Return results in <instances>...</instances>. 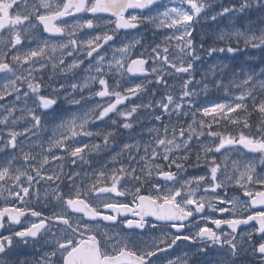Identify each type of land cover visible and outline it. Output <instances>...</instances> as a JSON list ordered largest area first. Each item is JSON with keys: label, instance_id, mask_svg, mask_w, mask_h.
Listing matches in <instances>:
<instances>
[{"label": "snow or ice", "instance_id": "obj_1", "mask_svg": "<svg viewBox=\"0 0 264 264\" xmlns=\"http://www.w3.org/2000/svg\"><path fill=\"white\" fill-rule=\"evenodd\" d=\"M249 48L264 0H0V264H264V68L200 67Z\"/></svg>", "mask_w": 264, "mask_h": 264}, {"label": "rangeland", "instance_id": "obj_2", "mask_svg": "<svg viewBox=\"0 0 264 264\" xmlns=\"http://www.w3.org/2000/svg\"><path fill=\"white\" fill-rule=\"evenodd\" d=\"M239 0H213V8L216 10L220 9V5L223 6H231L233 4H236L238 6ZM249 12H252V17L253 19H250ZM235 26L240 28L241 30H244L248 28L249 26L253 28H257L260 26V14L249 10L245 13H237L236 16L228 18V17H220L218 18V22H212L209 21L207 24L204 25L203 27V32L206 33L208 36H211L214 38L215 33L217 30H223L225 28ZM221 56L218 54L214 55L212 59L210 57H205L204 58V64L201 65V69H207L210 65L214 64H225L227 65L226 70H235L238 74L240 73L241 69H236L235 63H232V57L233 54L231 53V56L227 59L224 58V53H220ZM237 55V54H235ZM245 70H247V67H245ZM211 78V77H210ZM197 80L200 79L199 74L196 77ZM227 82V81H225ZM209 97L213 100L216 99H223L224 98V93L222 92H216L214 89H212L209 92ZM59 103V102H58ZM67 107V106H66ZM231 194V193H230Z\"/></svg>", "mask_w": 264, "mask_h": 264}, {"label": "flooded vegetation", "instance_id": "obj_3", "mask_svg": "<svg viewBox=\"0 0 264 264\" xmlns=\"http://www.w3.org/2000/svg\"><path fill=\"white\" fill-rule=\"evenodd\" d=\"M194 35L196 34L194 33ZM149 39H151L150 35H149ZM193 171H199V170H192V169L189 170L190 173ZM3 234L7 235L8 233L5 232ZM17 252L19 254V259L21 261H24V260H31L33 258H38L40 254V249L38 245L37 246H33L31 244L27 246L20 245L19 248L17 249ZM186 252L189 254L190 264H192V261L200 259L199 257L192 255L193 248L187 244H180L179 247L175 249L174 254L171 258L175 259L176 256L182 257Z\"/></svg>", "mask_w": 264, "mask_h": 264}, {"label": "trees", "instance_id": "obj_4", "mask_svg": "<svg viewBox=\"0 0 264 264\" xmlns=\"http://www.w3.org/2000/svg\"><path fill=\"white\" fill-rule=\"evenodd\" d=\"M250 18L253 19L252 14ZM264 53H262L259 49H242L241 52L235 55V59H233V63L238 67V58L243 59L247 64H251L256 72H259L261 68H264Z\"/></svg>", "mask_w": 264, "mask_h": 264}]
</instances>
